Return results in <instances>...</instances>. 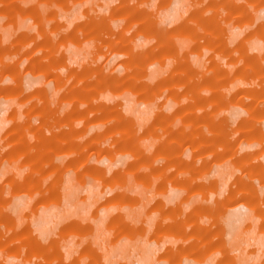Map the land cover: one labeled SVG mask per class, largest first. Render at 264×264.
Masks as SVG:
<instances>
[{"label":"rangeland","instance_id":"rangeland-1","mask_svg":"<svg viewBox=\"0 0 264 264\" xmlns=\"http://www.w3.org/2000/svg\"><path fill=\"white\" fill-rule=\"evenodd\" d=\"M176 1L0 0L1 264H264V0Z\"/></svg>","mask_w":264,"mask_h":264},{"label":"crops","instance_id":"crops-1","mask_svg":"<svg viewBox=\"0 0 264 264\" xmlns=\"http://www.w3.org/2000/svg\"><path fill=\"white\" fill-rule=\"evenodd\" d=\"M176 4V5H175ZM181 7L180 2L177 0L176 3H174L172 5V7L170 9H168V11L166 12V16L168 18H172L176 15L177 10ZM264 14V13H263ZM254 49H258L259 45H254ZM192 68L194 71L198 70L201 72L206 71L207 69V65H204L202 62L199 63H195L192 65ZM174 71H178V72H182V71H191V70H187V67L184 65H180V66H176L173 64H168L166 65L162 70L160 69L159 66L157 65H153L150 66L148 72L150 74H152V77L154 78V80H156V78H159V74L161 73H170V72H174ZM221 71V70H220ZM27 84L31 87L33 85L36 84L35 81L28 79ZM254 85L247 83V84H240V83H235L234 86H232V91L235 90H245V89H249V88H253ZM256 87H260L259 85H256ZM183 104L186 105V100H183ZM230 101V95L227 96V103H229ZM126 102V109L128 110H133V105L132 102L129 99H125ZM171 103V102H170ZM176 105V104H175ZM7 106H3L0 109V129L4 130V126L6 125V121L4 120V117L6 115V111H7ZM174 110V108L172 109ZM148 108L142 104L140 105V108H138L136 110L135 113H132V115H136L137 117H139L140 119H143L144 117H147V120H153L155 117V113L154 112H149ZM143 117V118H142ZM223 117V116H222ZM226 119H233V120H240L242 118H244V114L239 115V113H237V111H234L233 109L230 111L228 110L226 112ZM7 167V165H3L0 168V184L2 183L3 179H4V174H3V170ZM229 168L223 167V168H218L215 170V175L212 177V180H217L219 181L221 184H228L230 179H229ZM5 196L2 197V195L0 194V201L7 199L6 196L7 194H4ZM182 195L181 194H170L168 196L169 200H181ZM67 200L69 199V197L67 196L66 198ZM48 211H50L51 213H47ZM28 216H32L33 217V221H34V225L35 228L37 230V228L40 230L41 233H48L50 231V225L53 222V218H54V209L52 208H45L42 209V211L40 210V212L37 213H33L31 210L25 209L22 205V203H17L14 204V207L8 210H2L0 211V218H4V217H11V218H18L20 221V224L18 226L19 229H23L26 226V223H23L26 217ZM245 218V216L243 217V219ZM137 251V250H136ZM134 258H135V254H134ZM15 262V261H14ZM14 262H12V264H14ZM0 264H1V259H0Z\"/></svg>","mask_w":264,"mask_h":264},{"label":"bare ground","instance_id":"bare-ground-1","mask_svg":"<svg viewBox=\"0 0 264 264\" xmlns=\"http://www.w3.org/2000/svg\"><path fill=\"white\" fill-rule=\"evenodd\" d=\"M233 210L235 211V212L233 211V213H235V215H236V216H239V217H240L243 213L248 212V208L246 207V205H243V204L237 206V207L234 208ZM233 213H232V214H233ZM233 215H234V214H233ZM233 215H232V216H233ZM243 215H244V214H243ZM236 216H233V217L237 218ZM231 218H232V217H231ZM241 218H242V217H241ZM232 220H233V219H232ZM237 222H238V221H237ZM237 222H236V223H237ZM234 224H235V222H234ZM237 225H238V224H237ZM239 226H240V225H239ZM146 248H148V247L145 245V249H146ZM143 249H144V248H143ZM147 251H148V250H147ZM139 252H140V251H139ZM149 254H150V253H149ZM137 255H138V254H137ZM141 256H142V255H141ZM143 256H144V255H143ZM137 257H138V256H137ZM138 258H140V259H139V262L137 261L138 259L136 260V262H137L138 264H139V263H140V264H147L146 261L149 260V259H147V257H143V258L138 257ZM148 258H149V256H148ZM146 259H147V260H146ZM145 262H146V263H145Z\"/></svg>","mask_w":264,"mask_h":264}]
</instances>
